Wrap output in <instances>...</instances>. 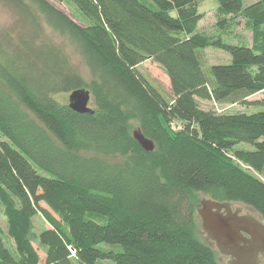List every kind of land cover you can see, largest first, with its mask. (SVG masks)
Returning <instances> with one entry per match:
<instances>
[{
    "label": "trees",
    "instance_id": "1",
    "mask_svg": "<svg viewBox=\"0 0 264 264\" xmlns=\"http://www.w3.org/2000/svg\"><path fill=\"white\" fill-rule=\"evenodd\" d=\"M56 1L75 13L49 0H0L14 13L0 32V203L14 252L0 230V264H40L38 215L50 224L40 235L45 264H218L195 236L191 194L213 193L264 220V181L236 163L264 172V104L249 100L264 91V44L198 36L202 0ZM216 1L224 14L246 11L253 27L264 26V0L246 9L245 0ZM40 15L79 44L91 86L45 36ZM209 46L231 62L206 71L199 51ZM149 60L169 78L170 98L139 71ZM77 90L90 93L93 113L58 98ZM199 100L262 110L218 113ZM128 111L152 152L131 134ZM137 150L146 157L117 160Z\"/></svg>",
    "mask_w": 264,
    "mask_h": 264
},
{
    "label": "rangeland",
    "instance_id": "2",
    "mask_svg": "<svg viewBox=\"0 0 264 264\" xmlns=\"http://www.w3.org/2000/svg\"><path fill=\"white\" fill-rule=\"evenodd\" d=\"M55 7L63 11L68 16L74 12V7L68 3L58 2L56 0H49ZM150 3V0H144ZM259 0H245L244 8L256 5ZM199 12L204 14L203 19L197 24L195 33L201 36L208 42L221 41L226 44H239L246 45L251 48H256V45L264 44V26L258 29L253 27L251 23L250 14L243 11L238 15H227L221 12L219 9V4L216 0H202L199 4ZM40 21L43 27V32L45 36L55 45L59 46L63 52L68 57L70 63L76 70V72L88 83L90 86L94 83L95 78L89 68L85 57L83 56L80 46L77 42L72 40L67 33H62L55 30L50 26L47 21L40 15ZM14 24V13L13 11L0 2V32L8 30ZM199 56L202 62L203 68L208 71L213 65L217 64H229L231 62V56L228 52L217 49L213 46H209L203 50L199 51ZM139 71L147 77L159 90L167 97L170 98V81L165 72L154 62L146 61L139 66ZM63 102L69 101V95H60L58 97ZM250 101H257L264 104V91L252 96ZM200 106L204 110H213L218 113H228V114H253L257 111L262 110V108L255 106H243V105H219L213 102L200 101ZM89 107L94 108L95 105L93 100H91ZM128 125L131 134L134 136V132L139 130L141 127L140 118L132 111H128ZM235 149H244L247 151L253 150L248 144H240ZM234 151L228 152V155L233 156ZM146 157L143 152L137 150L134 154L130 156H118V161L135 162L136 160H141ZM236 163L245 169L248 173L254 177L264 181V172L256 173L253 170L245 167L241 163ZM219 197V195H218ZM204 199L217 200V196L213 193H201L192 192L191 200L195 207V236L201 241L209 244L214 250L216 261L218 264H230V257L221 255L215 244H210V240L207 238L206 233L202 228V219L198 214V207L200 202ZM234 205L243 207L246 211L251 212V214L260 218L259 215L250 209L249 207L241 204L234 203ZM43 208L50 211L55 217H57L44 203L41 204ZM263 223L264 220L260 219ZM47 229H50V224L42 215H38L33 220V246L36 249L39 257L40 264H45L47 257V249L42 246L40 242V235ZM0 230L2 231V237L7 248L14 252V242L11 239V235L8 227V219L0 203ZM35 236V237H34ZM105 249H110L107 245L102 244ZM100 264H114L111 261H103Z\"/></svg>",
    "mask_w": 264,
    "mask_h": 264
},
{
    "label": "water",
    "instance_id": "3",
    "mask_svg": "<svg viewBox=\"0 0 264 264\" xmlns=\"http://www.w3.org/2000/svg\"><path fill=\"white\" fill-rule=\"evenodd\" d=\"M90 101L91 95L86 90H77L69 95V106L78 113H93L89 107ZM134 138L146 152L154 150V142L147 139L140 130L134 132ZM200 205L202 208L198 214L202 219L203 231L220 254L236 259L232 264H256L257 252L264 244V223L261 217L243 216L240 211L232 212L230 203L204 200ZM222 210L225 214L221 213ZM246 235L251 237L250 248L241 245L246 243Z\"/></svg>",
    "mask_w": 264,
    "mask_h": 264
},
{
    "label": "flooded vegetation",
    "instance_id": "4",
    "mask_svg": "<svg viewBox=\"0 0 264 264\" xmlns=\"http://www.w3.org/2000/svg\"><path fill=\"white\" fill-rule=\"evenodd\" d=\"M204 200H212V199H204ZM202 200V201H204ZM212 201H216V200H212ZM216 202H219V201H216ZM201 203V202H200ZM219 203H227V202H219ZM231 205V210L232 212H236V211H240V215H252L251 212L249 211H246L243 207H239V206H236L234 205V203H230ZM201 205H199L198 207V211L199 209H201ZM215 210V209H214ZM221 213H224L225 214V211L222 210ZM250 241H251V237L246 235V243H242L241 245L243 247H247V248H250L251 247V244H250ZM256 264H264V244L262 245V247L259 249V251L257 252V255H256ZM228 257V256H227ZM230 257V256H229ZM231 259V262L230 264L234 263L236 261V259H233L232 257H230ZM247 260V259H246Z\"/></svg>",
    "mask_w": 264,
    "mask_h": 264
}]
</instances>
